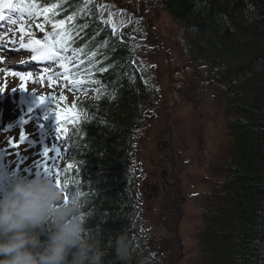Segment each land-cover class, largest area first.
Instances as JSON below:
<instances>
[{"label":"trees","instance_id":"1","mask_svg":"<svg viewBox=\"0 0 264 264\" xmlns=\"http://www.w3.org/2000/svg\"><path fill=\"white\" fill-rule=\"evenodd\" d=\"M68 1L34 0L41 12L59 5L55 15L43 13L49 17L45 28ZM158 1L193 34L206 60L218 66L227 87L226 103L240 114L232 127L236 148L226 166L227 202L206 210L204 256L198 264H264V0ZM77 11L83 20L84 9ZM87 14L91 21L81 25L79 21L72 37L78 38L81 48L89 44L95 52L105 53L104 67L109 71L98 79L107 92L103 121L84 122L76 129L74 147L82 165L76 180L87 194L89 228L106 249L105 264H117L111 244L121 233L133 241L137 256L132 264H149L136 248L130 220L131 130L141 119L143 93L138 91L127 45L101 49L102 38H109L111 31L107 23L94 18L93 9ZM113 96L115 101L109 103Z\"/></svg>","mask_w":264,"mask_h":264},{"label":"rangeland","instance_id":"2","mask_svg":"<svg viewBox=\"0 0 264 264\" xmlns=\"http://www.w3.org/2000/svg\"><path fill=\"white\" fill-rule=\"evenodd\" d=\"M96 1L101 11V18L109 20L117 28V22H120L121 17L125 15L122 11L117 10L116 6L119 4L122 6V2L126 0ZM127 1L128 8L136 11L135 14L139 15V21L138 23L133 21L134 25H130V28H124V30L127 29V33L131 32L137 37L135 45L142 65L140 70L144 80H148L153 85L154 91L148 105L149 108H152V112L151 110L148 112V121L135 134L137 152L135 153L134 167L139 168L141 163L145 162L144 157L149 155V150L155 145L156 137L165 131L163 139L174 138L181 147L177 149L182 152L189 163L186 171L190 174H201L198 179H200L202 188L201 190L198 188L200 197L186 207L181 228L187 233L188 241L185 242L182 258H177L178 244L171 236H166L165 229H148L150 224L147 210V214L143 211L139 214L135 228L136 236L145 242L153 258L163 264H195L200 258L196 235L202 223V210L206 206H215L220 201L222 193L217 183L220 179L219 174L222 172L212 162V158L216 155L217 150H221V156L226 161L231 145V138L228 136L225 126L228 115L223 112L218 92L219 87L223 86V82L215 80L212 72L203 69V67H207L203 65L205 62L197 64L195 59L190 57L188 61L194 60V64L200 66L202 72H198L205 74V78L209 77L211 85L209 87L207 83L203 82L204 77L200 76L198 72L194 73V79L185 83L190 78L192 71L189 68L190 63L184 62L181 58L184 54L186 56L185 49L180 48L179 44L182 38L181 26L161 8L156 0ZM114 3L115 6H113ZM123 7L126 8L127 5ZM25 31L28 33L27 27L23 26L22 32ZM140 38L145 41L142 45L138 43ZM179 50L181 54H178ZM35 70L37 80L31 83L30 94L34 99L36 95L38 100L40 97H44V101L40 100L43 104L46 101V95L61 92L63 82H57L54 73L48 75L50 72L44 70L42 65H37ZM44 76L47 77L43 79ZM18 82L19 78L9 81L0 80V149L4 153H10V157H14L15 151L16 157L25 152L27 158L43 161V156H38L36 153L37 147L31 150L27 146H19L16 149L9 143V141L15 145L19 143V135L24 125L22 122L25 120V109H20L18 106V90L14 94L9 92L14 86L18 87ZM192 83L197 85L198 92L191 91ZM178 88L180 89L179 93ZM189 92H193L194 95H190ZM172 96L174 97L173 101L171 100ZM14 122H17V125L12 131L7 132L6 126ZM14 130L15 132H13ZM56 140L58 139L56 138ZM53 146L60 150L58 157L55 152L51 151ZM62 147V142L48 147L49 157L60 164H63L65 159ZM139 181H141L139 177L136 178L132 187L137 190L144 187L143 183ZM141 221L145 222L144 228L147 231L143 238H141L139 230Z\"/></svg>","mask_w":264,"mask_h":264},{"label":"clouds","instance_id":"3","mask_svg":"<svg viewBox=\"0 0 264 264\" xmlns=\"http://www.w3.org/2000/svg\"><path fill=\"white\" fill-rule=\"evenodd\" d=\"M71 182L64 178L57 186L44 174H11L0 190V264H105L106 249L88 225V201L68 191ZM111 247L117 264L137 256L126 233Z\"/></svg>","mask_w":264,"mask_h":264},{"label":"snow or ice","instance_id":"4","mask_svg":"<svg viewBox=\"0 0 264 264\" xmlns=\"http://www.w3.org/2000/svg\"><path fill=\"white\" fill-rule=\"evenodd\" d=\"M0 7L9 9L12 12H18L20 14L21 20L24 18V14L26 13L28 17H33L37 15H41V11L39 10V6L34 2V0H20L19 3H12V2H2L0 0ZM59 5L53 4L51 8H44L43 13H49L52 12L53 15L56 13L53 11L54 9L58 8ZM73 16H68L67 21L73 20ZM5 19V16L0 13V20ZM45 19H49L48 16H45ZM13 24L16 23V20L12 21ZM104 23H108V21H105ZM66 21L64 19H60L58 21H52V27H53V33L50 34L48 37L45 38L44 43H42L39 40H34L31 42V45H33V51L36 53L35 56H33V59L36 60H49V61H55L60 60L61 61V67H64L63 61L66 59V57L62 56L61 53H67L69 51V41H71L72 37L70 35V29L65 28ZM21 31H23V27H21ZM115 32V29L113 28V33ZM66 38V39H65ZM66 79H70L69 77H65ZM21 80H24L25 77L21 76ZM72 83H83V81H76L73 80ZM49 99H55V97H50ZM61 99H65V97L61 96ZM41 101H44V97H40ZM59 116V113H57ZM26 140V135L23 131L20 132L19 135V142L24 143ZM10 144H12L13 147H16L17 145L13 144L12 141H9ZM49 148L45 147L43 149V152L41 155L43 156L44 160H36L34 161L36 173L35 175L44 174L49 177H52L55 179V182L57 186L61 185V177H60V170L59 168L53 163L51 166H49ZM51 151L55 152L57 157L60 155V150L56 148L55 146L52 147ZM73 165L69 164L68 168L71 169ZM71 183L66 184L65 186L68 189H72L75 191L81 192L85 197L87 196L86 193H84L81 190L80 182L78 180H70ZM67 193L65 194V202H67Z\"/></svg>","mask_w":264,"mask_h":264},{"label":"flooded vegetation","instance_id":"5","mask_svg":"<svg viewBox=\"0 0 264 264\" xmlns=\"http://www.w3.org/2000/svg\"><path fill=\"white\" fill-rule=\"evenodd\" d=\"M170 174H171V172H170ZM168 175L169 174H167L164 171L160 172L159 174H157V172L154 171L150 174V176L155 180V182L159 181V179L165 178ZM177 189H178V187L175 189V191H177ZM175 198H176V196H175ZM185 200H186L185 196H181L177 200H173L174 203H177L175 210H180L182 212L183 211L182 206L185 204Z\"/></svg>","mask_w":264,"mask_h":264}]
</instances>
